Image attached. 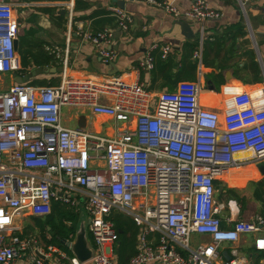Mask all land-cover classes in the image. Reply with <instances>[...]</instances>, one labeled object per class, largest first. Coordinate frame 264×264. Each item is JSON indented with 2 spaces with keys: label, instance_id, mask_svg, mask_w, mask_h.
I'll return each mask as SVG.
<instances>
[{
  "label": "built area",
  "instance_id": "obj_1",
  "mask_svg": "<svg viewBox=\"0 0 264 264\" xmlns=\"http://www.w3.org/2000/svg\"><path fill=\"white\" fill-rule=\"evenodd\" d=\"M134 1L181 20L222 16L206 0H195L185 10L171 0ZM248 1L239 3L244 8ZM69 6L72 10L73 3ZM110 10L127 32L132 16L118 6ZM18 27L14 4L0 0V264H15L30 251L29 264H81L56 245L39 246L17 235V218L25 211L47 216L54 201L85 211L94 264H118L112 249L119 239L110 219L114 210L141 227L128 264H244L236 244L245 234L256 235L254 249L264 251V215L229 216L232 225L226 227L219 214L227 207L232 213L239 209L217 198V182L233 167L264 161V87L237 95L225 118L201 105V86L195 81L154 95L143 83L121 76L96 82L63 73L57 85L13 82L1 89L7 74L22 69ZM82 35L98 47L103 62L114 60L110 28ZM157 47L153 44L141 60L143 70L155 68ZM172 49L162 45V59ZM46 50L61 56L58 47ZM64 107L90 109L117 125L106 135L68 128L62 122ZM247 151L252 158L237 157ZM96 160L103 165L93 168ZM152 233L155 241L149 240ZM193 234L210 239L194 246ZM225 242L233 244L229 260L221 250Z\"/></svg>",
  "mask_w": 264,
  "mask_h": 264
},
{
  "label": "crops",
  "instance_id": "obj_2",
  "mask_svg": "<svg viewBox=\"0 0 264 264\" xmlns=\"http://www.w3.org/2000/svg\"><path fill=\"white\" fill-rule=\"evenodd\" d=\"M6 1L14 4L19 21L16 49L22 69L12 75L7 74L1 89H8L13 82H16V75L28 74L40 66L47 67L50 71L25 81L26 83L33 86L57 85L61 82L63 73L69 77L91 79L96 82H103L112 76H121L127 81L143 83L155 95L164 90H174L181 81H195L201 86V105L218 111L225 118L228 105L235 106L234 99L237 95L254 92L264 87V0H250L244 8L239 0H206L210 7L220 11L222 16L203 21L177 19L157 6L134 0ZM171 1L181 10H185L195 0ZM69 2L73 3L72 10ZM116 6L133 18L127 32L119 27L110 10ZM180 21L188 22L194 33L193 37L185 35ZM20 28L25 30L23 36L38 41V47L25 41L23 49L20 50ZM106 28H110L113 32L108 47L115 52V58L109 64L103 62L98 47L82 35L84 32L94 34ZM153 44L158 45L152 52L155 57V68L149 71L143 70L139 64ZM164 44H170L173 48L167 59L161 57L160 47ZM46 46L58 47L61 56L57 57L49 53ZM67 109L68 114L63 113L62 122L68 128H80L79 122H81L83 126L81 128L86 131L106 135L111 134L114 126L117 125L114 119L95 115L87 108ZM73 118H77L76 122ZM246 156L248 159L253 157L249 154ZM237 157H241L240 154ZM258 164L252 161L235 166L223 180L217 182V189L226 186L236 189L237 192V198H220L219 189L217 191V198L220 201L229 206L236 204L239 209V212L235 210L233 213L230 212L229 207L222 210L219 216L224 226L232 225L226 220L229 216L233 219L249 220L256 213L264 215V203L256 198L257 191L264 192V177L253 169V166L258 168ZM102 165L103 163L98 160L91 163L93 168ZM233 182L246 183L242 187H234L230 185ZM248 208L252 210L246 211ZM114 215H122L129 222H133L131 217L118 210L112 212L110 216L112 221ZM26 216H31L33 220L34 217H46L34 216L29 211L21 215V217ZM18 227L17 235L20 237L31 238L37 244L40 243L39 246L47 244L43 237L44 242L39 241L32 233L29 234L25 226L18 225ZM32 227L37 228L35 220ZM136 227L137 247L141 227L137 224ZM261 234L264 235V232ZM47 237L49 238L50 235ZM74 237L75 235H71L69 239L73 240ZM156 237L157 234L152 233L149 235V240L155 241ZM255 237L254 234H245L236 244L245 259L244 264H264V251L259 252L254 249ZM119 239L112 244L118 264ZM209 239L208 234H193L192 244L196 246ZM90 244L94 247L93 242L90 241ZM232 245L230 242L221 245L224 258V253H229ZM32 253L33 251H30L24 258L17 259L15 264H29L27 257L30 258ZM81 264L94 263L90 260Z\"/></svg>",
  "mask_w": 264,
  "mask_h": 264
},
{
  "label": "trees",
  "instance_id": "obj_3",
  "mask_svg": "<svg viewBox=\"0 0 264 264\" xmlns=\"http://www.w3.org/2000/svg\"><path fill=\"white\" fill-rule=\"evenodd\" d=\"M218 195L222 197H233L237 198V192L234 188H227L222 186L218 188ZM262 191V190H261ZM257 191L256 198L264 203V192ZM71 208L69 204L54 202L52 212L45 218L34 217L35 225L43 235L42 237L47 241V244L56 245L63 251L68 253L69 256H73L71 250L63 244L58 236L61 238H71V235H75L78 227L79 220L81 218V213ZM122 215L113 219L116 226L120 230V246L119 264H128L130 258L137 252L136 247V235L137 227L136 223L133 221L129 222ZM47 235H50L48 238Z\"/></svg>",
  "mask_w": 264,
  "mask_h": 264
},
{
  "label": "water",
  "instance_id": "obj_4",
  "mask_svg": "<svg viewBox=\"0 0 264 264\" xmlns=\"http://www.w3.org/2000/svg\"><path fill=\"white\" fill-rule=\"evenodd\" d=\"M179 23L182 26L183 30L185 31V35L187 37H193L194 36V33L192 32V29L190 28L187 21H180ZM16 48H17V42H16ZM60 69H62V68H60ZM48 71H50L49 68L44 67V66H40V67L32 70L28 74L18 75V76L16 75V82L22 83L25 81H29L30 79H32V78H34L40 74H43L45 72H48ZM81 117H83V116H81ZM79 126L83 127L81 122H79ZM258 168L264 177V164L259 165ZM81 215L82 216L79 220L77 231L75 233L74 239L71 240L69 238H61L60 236H58V239L72 251L73 255L76 256L80 262L84 263V262L90 261L93 258L94 254H95V249L90 244V241H89L88 227L86 225L87 215L83 209L81 210ZM88 222H89V220H88ZM224 255H225V258L227 260H229L231 258V256L229 255L228 252H225Z\"/></svg>",
  "mask_w": 264,
  "mask_h": 264
},
{
  "label": "rangeland",
  "instance_id": "obj_5",
  "mask_svg": "<svg viewBox=\"0 0 264 264\" xmlns=\"http://www.w3.org/2000/svg\"><path fill=\"white\" fill-rule=\"evenodd\" d=\"M19 10V9H18ZM23 28V27H22ZM22 28H20V32H19V34H20V37H19V40H20V50H22L23 49V45H24V43H25V41H29V43H31V44H34L36 47H38L37 46V42L38 41H36V40H34V39H32V38H30L29 36H23V34H24V32H25V30L24 29H22ZM43 50V49H42ZM6 84L8 85L9 84V78H8V76L6 77ZM63 113L65 114H68V109H67V107H64L63 108ZM73 119H75V118H73ZM77 119V118H76ZM76 119L75 120H73L74 122H76ZM262 177H263V175H262ZM245 183L246 182H244V183H241V184H236L235 182H233V183H229L231 186H234V187H242V186H244L245 185ZM234 184V185H233ZM236 185V186H235ZM240 203V202H239ZM70 207L71 208H73L74 206H71L70 205ZM75 208V207H74ZM75 210V209H74ZM252 210V208H248L246 211H251ZM120 212V211H119ZM123 214V213H122ZM125 215V214H124ZM127 216V215H126ZM118 217V215H114L113 216V219H115V218H117ZM16 224L17 225H20V226H25L28 230H29V234L30 233H32L37 239H39V241L41 240L42 242H44V240H43V238H42V234H41V232L37 229V228H33L32 226L34 225V220L31 218V216H26V217H19V218H17V220H16ZM86 225H87V227H88V220L86 219ZM32 227V228H31ZM88 236H89V241H91V242H93V237H92V235L90 234V232H89V230H88ZM250 236V235H249ZM192 243H193V241H192ZM40 244V243H39ZM58 247V246H57ZM27 259H29V256L27 257Z\"/></svg>",
  "mask_w": 264,
  "mask_h": 264
},
{
  "label": "bare ground",
  "instance_id": "obj_6",
  "mask_svg": "<svg viewBox=\"0 0 264 264\" xmlns=\"http://www.w3.org/2000/svg\"><path fill=\"white\" fill-rule=\"evenodd\" d=\"M246 154L253 155L251 152H243L240 154L241 157L247 158ZM253 169L260 175L262 176V173L260 172V170L258 168H256L255 166H253ZM230 172V171H229ZM229 174V173H228ZM227 176V175H226Z\"/></svg>",
  "mask_w": 264,
  "mask_h": 264
},
{
  "label": "flooded vegetation",
  "instance_id": "obj_7",
  "mask_svg": "<svg viewBox=\"0 0 264 264\" xmlns=\"http://www.w3.org/2000/svg\"><path fill=\"white\" fill-rule=\"evenodd\" d=\"M261 164H264V162L263 161L259 162L258 166L261 165Z\"/></svg>",
  "mask_w": 264,
  "mask_h": 264
}]
</instances>
